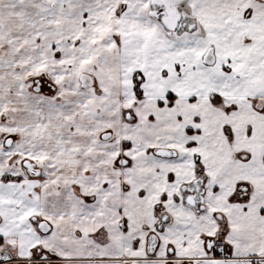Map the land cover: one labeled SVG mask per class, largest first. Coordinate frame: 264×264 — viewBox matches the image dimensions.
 <instances>
[{
	"label": "snow or ice",
	"instance_id": "6c2138e0",
	"mask_svg": "<svg viewBox=\"0 0 264 264\" xmlns=\"http://www.w3.org/2000/svg\"><path fill=\"white\" fill-rule=\"evenodd\" d=\"M0 264H264V0H0Z\"/></svg>",
	"mask_w": 264,
	"mask_h": 264
}]
</instances>
